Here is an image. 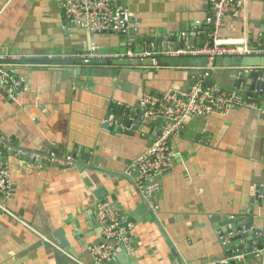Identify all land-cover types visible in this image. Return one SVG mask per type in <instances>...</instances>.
Segmentation results:
<instances>
[{
	"label": "crops",
	"instance_id": "obj_1",
	"mask_svg": "<svg viewBox=\"0 0 264 264\" xmlns=\"http://www.w3.org/2000/svg\"><path fill=\"white\" fill-rule=\"evenodd\" d=\"M118 4L132 14L127 32L91 34L73 27L56 0H0V52L22 59H69L92 51L123 53L148 45L149 39L173 40L180 46L211 40L205 34L211 19L207 0ZM217 40H244L251 49H264V0H245L237 16L224 17ZM11 65L24 80L23 90L14 101L0 94V135L11 149L41 155L58 151L59 159L71 153L75 167L25 163L11 152L5 154L14 187L7 206L24 224L0 211V264H93L87 250L101 241L94 219L100 201L109 203L125 222L133 216L128 222L133 224L129 235L134 256L119 249L104 264L130 259L132 263L124 264H179L170 256L171 248L182 264L229 263L234 258L221 244L230 226L226 222L241 226L249 219L247 239L255 256L245 264H264L263 116L234 109L225 117L188 121L170 141L174 166L158 179L154 202L159 211L152 218L133 187L131 163L156 139L159 124L117 135L105 126L107 106L137 108L143 92L187 90L199 69ZM238 71L264 68H214L213 86L237 90ZM250 85L247 81L238 91L259 98L264 109V95L251 91ZM79 163L84 169H77ZM95 189L101 199L92 193ZM245 255L243 250L239 264Z\"/></svg>",
	"mask_w": 264,
	"mask_h": 264
},
{
	"label": "built area",
	"instance_id": "obj_2",
	"mask_svg": "<svg viewBox=\"0 0 264 264\" xmlns=\"http://www.w3.org/2000/svg\"><path fill=\"white\" fill-rule=\"evenodd\" d=\"M70 24L88 33L125 34L132 23V14L122 9L118 0H56ZM245 0H207L210 9V42L200 46L188 45L176 49H147L140 46L130 48L123 53L102 54L95 51L85 56H77L85 62L88 60H140L146 58H179L205 57L207 59L205 74L201 81H195L187 90L169 88L160 93L143 92L138 101L143 124L150 122L159 124L156 139L147 146L131 163L132 184L141 201L152 217L156 218L159 208L154 196L160 188L158 179L174 166L175 152L170 144L182 132L184 126L193 118L212 116L225 117L231 110L247 109L264 117V109L254 97L243 95L238 90L226 91L215 86H205L203 81L214 69V60L218 57H234L245 55H264V49L254 50L244 40H217L223 18L235 17L239 14ZM22 59L16 55L0 52V94L14 101L23 90V78L17 75L7 61ZM53 59V58H50ZM106 125L111 123L104 121ZM11 152L16 158L27 163L55 165L59 169L75 167L70 157L58 158L52 152L37 154L24 149H11L6 139L0 135V211L19 223L21 219L8 208L13 197L14 187L12 173L5 154ZM94 219L100 227L101 241L88 247V254L93 264H104L122 249L129 257L134 256L130 244V232L133 224L125 222L107 202H97L94 207ZM24 224V223H23ZM263 238H264V232ZM204 264H228V260Z\"/></svg>",
	"mask_w": 264,
	"mask_h": 264
},
{
	"label": "water",
	"instance_id": "obj_3",
	"mask_svg": "<svg viewBox=\"0 0 264 264\" xmlns=\"http://www.w3.org/2000/svg\"><path fill=\"white\" fill-rule=\"evenodd\" d=\"M210 29H206L205 34L209 33ZM148 45L146 46L147 49L154 48V49H167L172 48L176 49L178 47H182L177 43L172 44L173 40H164L161 39H149L146 41ZM169 42V43H168ZM152 46H151V45ZM204 44V43H203ZM201 44V45H203ZM191 45V44H190ZM188 46V45H186ZM199 46V45H198ZM10 64H50V65H63V66H77V67H89V66H101V67H162V66H174V67H193L199 69L198 74L194 77V80L201 81L207 64V59L205 57H179L175 59L171 58H146L140 60H88L87 62L79 59V58H69V59H48V58H23L18 61H7ZM214 68H230V67H238V68H257L262 67L264 68V55L256 56V55H245V56H234V57H218L214 60L213 63ZM76 72H80V70H76ZM92 74V71L87 72L86 76ZM212 72L204 79L203 83L205 86H213ZM247 81H250V90L251 91H258L260 96L264 95V71H238L237 72V81H236V89L239 90L240 85H242V89L245 88ZM141 112L137 108H124L122 106H118L117 104L110 103L107 106L105 121L111 123V127L108 129L117 135H133L134 132L138 131L140 127L143 125L141 121ZM105 126H107L105 124ZM54 154H57L58 151H53ZM67 157L74 159L75 156L71 153H68ZM78 165L77 169H84L85 165L82 163ZM95 193V197L97 199H101L99 195H97L96 189L92 192ZM99 193V191H98ZM143 203V202H142ZM144 205V204H143ZM145 206V205H144ZM147 209V207L145 206ZM141 208H139L140 210ZM134 215V214H133ZM154 218V217H152ZM133 216H130L128 220H132ZM229 223V227L227 230L221 235V239H224L221 243L223 249L226 251V255L231 258H234V261H230L228 264H239L241 261L239 257L242 255V251L246 252L245 260L242 261V264H245L246 259H251L255 255L251 253V249L249 247V232L247 231L252 227V222L250 219L244 225L235 226V222L233 220H229L226 224ZM225 224V225H226ZM234 224V226H233ZM243 242L244 244H240ZM122 250V249H121ZM123 253L124 250H122ZM124 255H127L126 253ZM170 256L175 258L179 264H182L180 254L176 252L175 249L171 248ZM230 258V259H231ZM124 263H132L133 260H129L128 262L125 260H121ZM185 264V263H183Z\"/></svg>",
	"mask_w": 264,
	"mask_h": 264
},
{
	"label": "bare ground",
	"instance_id": "obj_4",
	"mask_svg": "<svg viewBox=\"0 0 264 264\" xmlns=\"http://www.w3.org/2000/svg\"><path fill=\"white\" fill-rule=\"evenodd\" d=\"M129 44V43H128ZM191 68V67H190ZM155 221V220H154ZM167 240V239H166Z\"/></svg>",
	"mask_w": 264,
	"mask_h": 264
},
{
	"label": "trees",
	"instance_id": "obj_5",
	"mask_svg": "<svg viewBox=\"0 0 264 264\" xmlns=\"http://www.w3.org/2000/svg\"><path fill=\"white\" fill-rule=\"evenodd\" d=\"M258 98V97H257ZM258 100H259V98H258Z\"/></svg>",
	"mask_w": 264,
	"mask_h": 264
}]
</instances>
